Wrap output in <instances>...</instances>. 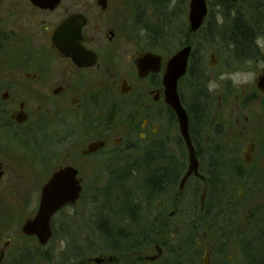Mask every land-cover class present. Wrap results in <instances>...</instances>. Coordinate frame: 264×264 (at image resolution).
<instances>
[{
    "label": "flooded vegetation",
    "instance_id": "flooded-vegetation-1",
    "mask_svg": "<svg viewBox=\"0 0 264 264\" xmlns=\"http://www.w3.org/2000/svg\"><path fill=\"white\" fill-rule=\"evenodd\" d=\"M194 1L0 0V182L12 162L24 173L18 175L22 183L39 184L31 189L41 199L54 176L71 168L80 195L60 213L100 200L103 215L111 195L118 204L112 215L126 216L124 231L133 224L127 217L132 209L127 183L134 178L144 182L148 209L153 202L148 193H156L150 183L158 182L160 198L165 180L177 182L168 217L163 197L152 204V224L159 231L170 229V219L185 209L208 218L219 204L210 197L214 183L264 182V0H204L206 14L197 31L191 23ZM70 20L75 31L81 28L82 47L89 54L83 66L54 41ZM207 47L211 71L246 66L254 79L240 87L224 80L218 102L207 88L198 91ZM186 49L188 64L178 93L199 168L178 191L189 171V150L166 102L165 75L171 60ZM148 54L152 60L140 71V59ZM185 84L195 91L191 107L183 97ZM165 120L179 130L178 146L188 152L182 170L179 162L165 158ZM188 185L193 203L183 197ZM115 194L126 201L119 203ZM206 249L212 257L209 244ZM157 252L155 262L164 258L165 248ZM135 254L137 261L149 262L141 252ZM131 258V253L125 258L112 252L84 264H131Z\"/></svg>",
    "mask_w": 264,
    "mask_h": 264
},
{
    "label": "rangeland",
    "instance_id": "rangeland-1",
    "mask_svg": "<svg viewBox=\"0 0 264 264\" xmlns=\"http://www.w3.org/2000/svg\"><path fill=\"white\" fill-rule=\"evenodd\" d=\"M207 1H211L212 4L215 0ZM218 20L220 23V19ZM213 42L217 41L213 40ZM209 48H203L205 61L199 72H205V74L200 77L198 91L204 90L203 87L207 88L209 78L218 80L221 87L225 86L224 81H219L222 69L211 71L208 64L210 60ZM182 92L185 102L190 107L193 106L192 99L195 91L189 90L185 84ZM203 92L205 94V91ZM222 92V89L212 92L217 102L223 94ZM209 93L212 96L211 92ZM224 110L223 107L222 111ZM179 136V130L168 120H165L164 140L168 145L167 160L177 161L181 167L185 168V165L188 166V152L184 145L178 146ZM201 136L205 142V130ZM20 169V166H14L11 162L8 176L3 182H0V260H2L0 264H84L87 260L98 258L102 254L112 252L118 254V249L120 250L127 244L138 243L141 241V231L146 232V235L151 233L149 230L152 228L151 224L156 212L147 208V196L143 193L146 191L144 182L134 178L127 183L129 204L130 208L132 207L130 215L127 217L133 221L131 226H127L128 231L123 230L125 229V214L121 217L114 216L110 212L113 207L116 209L118 206L114 202L115 198L110 195L105 198L107 206L103 215L100 214L102 210L100 200L97 202L88 201V203L80 202L75 205V208L66 209L57 215L53 221V238L46 245H40L35 237H27L22 232L25 222L34 218L38 212L40 195L36 193V197H33L31 188L36 190L39 184L35 185L29 181L22 183L24 180L20 181L18 175L24 173ZM185 173L183 172V176ZM181 185L180 180L177 184L178 191H180ZM190 185L186 186L183 191V197L187 199V203H193L194 198ZM213 186L214 190L210 197L219 204L218 209L210 213L208 218L200 211L189 214V209H185L177 218L170 219L172 223L170 229L164 232L153 230L154 234L152 237L149 236L152 243L146 241L144 247L136 252H141V257L150 258L158 255L157 248H165V255L161 260L165 262L168 258H173V253L169 250L171 247L186 248L184 245L190 240L192 246L188 251V256L192 262L196 260L197 256V259H200V264H203L206 246L209 244L212 264H256L251 262V259L246 257L243 251L245 250L244 243L248 241V243H253L257 255L259 251L264 252V182L247 185L214 183ZM201 189L198 199H195L196 204L202 195ZM107 191L110 193L111 189L109 188ZM240 191L243 192V195ZM108 195L105 193L104 197ZM172 195L171 189L161 201L168 205L167 217L174 211L170 204L173 199ZM114 196L119 203L126 201L122 196L116 194ZM154 207L155 205H153ZM125 233H129L131 239L123 238ZM199 241L202 242L201 245ZM110 242L119 248L116 250L109 248ZM61 243H63V247H61ZM136 252L131 253L133 255V258L129 259L132 260L131 264H140V261L136 260L138 258ZM161 261L156 264H163ZM142 263L152 264L146 261H142Z\"/></svg>",
    "mask_w": 264,
    "mask_h": 264
},
{
    "label": "water",
    "instance_id": "water-1",
    "mask_svg": "<svg viewBox=\"0 0 264 264\" xmlns=\"http://www.w3.org/2000/svg\"><path fill=\"white\" fill-rule=\"evenodd\" d=\"M205 14L206 6L204 0H195L192 4L191 14V23L195 31L200 28ZM74 24L73 20L65 23L57 32L54 41L77 65L83 66L86 65L89 54L82 47L81 28L75 31ZM64 35L67 37H63ZM189 51L190 49H186L176 55L171 60L165 75L166 102L178 117L180 133L189 150L190 166L185 179L182 181V186L191 175H198L199 168L198 160L191 142L189 118L182 106L178 93V81L186 73ZM152 57L153 56L150 54L144 55L140 59L138 69L141 71L147 62L152 60ZM1 175L2 173H0V176ZM75 176L76 171L71 168L67 169L56 174L44 187L37 215L32 220H28L22 228V232L25 236L36 237L40 245L43 246L49 242L53 236L51 227L52 218L64 207L75 203L80 195L81 189L78 186ZM155 259L156 258L153 257L150 260L154 261ZM1 261L2 260H0V262ZM100 261L101 259L95 260L96 263ZM204 264H211L208 249H206L205 252Z\"/></svg>",
    "mask_w": 264,
    "mask_h": 264
},
{
    "label": "trees",
    "instance_id": "trees-1",
    "mask_svg": "<svg viewBox=\"0 0 264 264\" xmlns=\"http://www.w3.org/2000/svg\"><path fill=\"white\" fill-rule=\"evenodd\" d=\"M181 144V143H180ZM181 146V145H180ZM168 145L166 143V149H167ZM167 159V156L165 157ZM184 167H181V170L183 169ZM167 175V174H166ZM177 182H168L167 180L164 181V186H165V189L163 191V196H165V194L169 193V191L172 189V186L174 184V186L176 185ZM157 184L158 182H153V183H150L151 186H154V192L156 193H153L150 194L148 193V196L152 198L153 202L151 204H149V210L150 211H153L155 208H153V203L154 201H157V200H160L161 197L159 198L158 196H156L157 194ZM144 193V191H143ZM164 198V197H163ZM156 210V209H155ZM263 223V222H262ZM152 228L151 230V233H149V235H146L147 233L146 232H143L141 231L140 235H143V237H141V242H144V243H141V244H138V243H133V244H127L125 246H123L122 248H120V250L118 249L119 246H117L116 244L113 245L111 242L109 243L108 246H110L109 248L111 249H118V254L121 255L122 257H126V254L127 253H132V252H136L138 251L139 249L143 248L144 247V244L146 243H152V241H150V238L149 236L154 234L153 230H156L155 226L153 224H151ZM167 229H163L161 230L162 232L166 231ZM143 232V233H142ZM247 241V240H246ZM259 241H262V240H259ZM196 244V243H195ZM192 246V241L188 240L184 247L186 248H181V247H178L177 249L175 247H171L169 250L173 253V258H168L165 262L163 261V264H200V259L198 260L197 259V256H196V260L195 261H191L189 259V256H188V251L191 249L190 247ZM244 247H245V250L243 251L246 255V257H248L249 259H251V262H254L256 264H264V252H258V255L256 254V251H254V245L253 243H244ZM174 248V249H173ZM138 261H140V264H143L142 263V260L139 259ZM154 264V263H152ZM156 264V263H155Z\"/></svg>",
    "mask_w": 264,
    "mask_h": 264
},
{
    "label": "clouds",
    "instance_id": "clouds-1",
    "mask_svg": "<svg viewBox=\"0 0 264 264\" xmlns=\"http://www.w3.org/2000/svg\"><path fill=\"white\" fill-rule=\"evenodd\" d=\"M255 73L246 66H234L232 71H225L219 76V81L230 80L234 87H240L250 83L254 79ZM209 92H216L221 89V83L218 80H209L207 83ZM61 243V247H63Z\"/></svg>",
    "mask_w": 264,
    "mask_h": 264
},
{
    "label": "bare ground",
    "instance_id": "bare-ground-1",
    "mask_svg": "<svg viewBox=\"0 0 264 264\" xmlns=\"http://www.w3.org/2000/svg\"><path fill=\"white\" fill-rule=\"evenodd\" d=\"M157 256H158V255H157ZM157 256H155L156 259H155L154 261L150 260V259L153 258V257H150V258L148 257L149 262H150V263H157V262H155V261L157 260V258H158ZM85 263H87V261H86Z\"/></svg>",
    "mask_w": 264,
    "mask_h": 264
}]
</instances>
